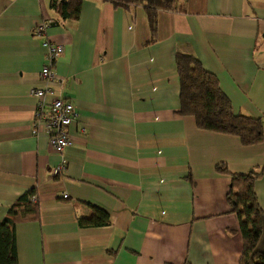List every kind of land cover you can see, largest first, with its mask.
I'll return each mask as SVG.
<instances>
[{
  "label": "crops",
  "instance_id": "crops-1",
  "mask_svg": "<svg viewBox=\"0 0 264 264\" xmlns=\"http://www.w3.org/2000/svg\"><path fill=\"white\" fill-rule=\"evenodd\" d=\"M44 20L63 47L53 87L77 114L57 179L61 156L33 135L45 50L32 31ZM177 53L216 75L236 113L264 122V0H187L184 13H158L153 41L140 6L83 0L78 20L62 21L49 0H0V220L33 187L40 211L15 226L17 264H239L229 177L215 165L264 166V143L177 114ZM254 190L264 211V174ZM88 204L111 224L80 228Z\"/></svg>",
  "mask_w": 264,
  "mask_h": 264
},
{
  "label": "trees",
  "instance_id": "trees-1",
  "mask_svg": "<svg viewBox=\"0 0 264 264\" xmlns=\"http://www.w3.org/2000/svg\"><path fill=\"white\" fill-rule=\"evenodd\" d=\"M109 1L115 8L125 10L142 7L151 41L154 40L158 13H184L187 3V0ZM82 3L83 0H49L50 8L62 21L78 20ZM175 65L179 79L178 115L193 117L199 130L234 136L245 147L264 143L263 120L236 113L214 73L205 69L195 57L183 53L175 55ZM215 171L229 177L225 199L231 213L239 221L242 238L239 264H264V211L259 207L254 190L256 180L264 174V166L239 174L231 173L225 164L219 163L215 165ZM88 206L89 214L77 219L80 228L106 227L111 224L106 211L90 204ZM39 217L37 190L33 187L22 193L0 220V264H17L15 226L21 222L38 221Z\"/></svg>",
  "mask_w": 264,
  "mask_h": 264
},
{
  "label": "built area",
  "instance_id": "built-area-1",
  "mask_svg": "<svg viewBox=\"0 0 264 264\" xmlns=\"http://www.w3.org/2000/svg\"><path fill=\"white\" fill-rule=\"evenodd\" d=\"M52 24V20L42 21L32 31L34 36L43 38L41 46L45 50V63L40 71L44 86L31 91L36 98L33 135L36 136L39 132L45 134L51 149L61 156L64 150L71 145L67 128L74 122L77 114L73 104L59 97L53 87L55 80L53 70L57 59L63 54V47L46 38V31ZM66 165L67 161L61 156V161L53 169V174L61 175ZM62 197L67 196L64 194Z\"/></svg>",
  "mask_w": 264,
  "mask_h": 264
},
{
  "label": "bare ground",
  "instance_id": "bare-ground-1",
  "mask_svg": "<svg viewBox=\"0 0 264 264\" xmlns=\"http://www.w3.org/2000/svg\"><path fill=\"white\" fill-rule=\"evenodd\" d=\"M64 171V170H63ZM58 177V176H57Z\"/></svg>",
  "mask_w": 264,
  "mask_h": 264
},
{
  "label": "rangeland",
  "instance_id": "rangeland-1",
  "mask_svg": "<svg viewBox=\"0 0 264 264\" xmlns=\"http://www.w3.org/2000/svg\"><path fill=\"white\" fill-rule=\"evenodd\" d=\"M45 21V20H44Z\"/></svg>",
  "mask_w": 264,
  "mask_h": 264
}]
</instances>
